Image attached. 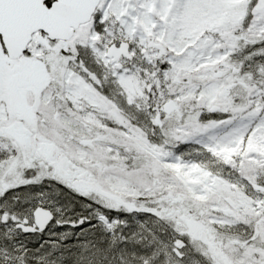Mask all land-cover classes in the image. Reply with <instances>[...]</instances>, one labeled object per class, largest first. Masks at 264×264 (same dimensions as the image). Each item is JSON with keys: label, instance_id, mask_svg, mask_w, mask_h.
Listing matches in <instances>:
<instances>
[{"label": "snow or ice", "instance_id": "6c2138e0", "mask_svg": "<svg viewBox=\"0 0 264 264\" xmlns=\"http://www.w3.org/2000/svg\"><path fill=\"white\" fill-rule=\"evenodd\" d=\"M0 264H264V0H0Z\"/></svg>", "mask_w": 264, "mask_h": 264}]
</instances>
